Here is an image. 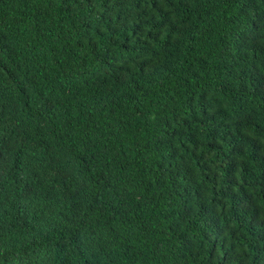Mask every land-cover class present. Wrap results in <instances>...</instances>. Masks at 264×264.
<instances>
[{
	"label": "trees",
	"instance_id": "trees-1",
	"mask_svg": "<svg viewBox=\"0 0 264 264\" xmlns=\"http://www.w3.org/2000/svg\"><path fill=\"white\" fill-rule=\"evenodd\" d=\"M0 264H264V0H0Z\"/></svg>",
	"mask_w": 264,
	"mask_h": 264
}]
</instances>
